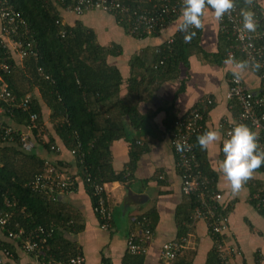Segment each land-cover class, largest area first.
Masks as SVG:
<instances>
[{"label": "crops", "instance_id": "1", "mask_svg": "<svg viewBox=\"0 0 264 264\" xmlns=\"http://www.w3.org/2000/svg\"><path fill=\"white\" fill-rule=\"evenodd\" d=\"M254 4L262 18L258 22L259 27L261 26L259 30L264 33V0H254ZM60 16L65 25L72 26L75 21L80 20L93 29L101 46L109 47L114 44L121 47L122 54L110 56L108 61L121 71L125 81L130 77L129 62L133 56L163 45L179 31L177 20L157 35L137 38L128 33L113 16L101 11L77 16L61 9ZM202 20L200 47L206 53L214 55L221 45V24L211 9L205 12ZM232 71L233 65L204 63L199 55L193 54L189 58V67L182 65L176 76L162 78L156 77L155 73L150 75V79L156 80L147 83L143 92L145 100L138 105L139 115L147 119L146 123L141 129L128 128L127 138L113 142L110 147L116 172L127 169L132 143H135V150L139 151V158L131 179L123 184L107 185L109 206L113 212L109 228H102L89 190L81 181L76 157L57 136L54 125L49 120L50 111L43 109L44 124L55 139L53 146L59 151L51 150L48 154L38 149L37 152L46 163L57 166L62 175L78 177L75 190L60 199L65 212L71 216L69 224L77 223L81 229L75 233L64 232V237L75 244L78 252L84 256L85 264H124L128 255V238L131 234L140 232L137 223L139 217H145L154 232L144 264H166L160 260L161 247L178 239L184 227H187L188 243L180 258L173 264H207L214 242L204 221L193 219L190 226L186 224L190 198L182 192L180 169L169 138L172 125L169 126L168 123L200 106L209 97H214L216 104L208 113L205 125L207 131H217L221 138L205 152L209 170L216 176L217 193L223 196L222 205L228 217L223 237L227 245L234 246L237 250L235 254L228 256V264H264V213L252 205L250 198L252 184L264 187V173L254 171L241 190L233 193L221 168L224 159L222 147L226 139L218 125L223 119H234L226 99ZM241 76L249 91L261 92L262 83L256 72L247 69ZM127 87L124 84L121 98L127 96ZM0 120L21 130L25 128L7 116H1ZM46 138L44 137L45 140ZM0 241L9 246L12 253L9 258L0 251V259L5 264H35L40 261L37 262L34 256L26 253L18 241L7 238L1 229Z\"/></svg>", "mask_w": 264, "mask_h": 264}, {"label": "trees", "instance_id": "2", "mask_svg": "<svg viewBox=\"0 0 264 264\" xmlns=\"http://www.w3.org/2000/svg\"><path fill=\"white\" fill-rule=\"evenodd\" d=\"M67 1L70 4L71 0ZM14 6L28 22L37 56L26 57L22 63H16L5 56L10 65V73L3 75V81L19 100L26 97L30 99L31 111L39 115V120L37 129L33 131L37 140L33 152L26 153L17 144H5L0 140V213L9 214L5 231L24 229L28 233L38 227L51 231L55 226L51 239L45 245L49 250L42 252L39 259L42 263L61 264L78 253L75 244L65 239L64 232L75 233L81 229L77 223L69 224L71 216L65 212L61 199L56 202L47 201L29 188L34 177L46 167V161L41 158L38 149L49 154L55 143L44 124L43 109L50 111L49 120L65 147L75 152L81 179L88 175L101 185L123 184L131 179L136 169L139 151L135 150V143H132L134 149L131 148L127 169L116 172L110 147L113 142L127 138L128 128L141 129L146 123L147 119L139 115L138 105L145 100L143 92L147 83L156 80L150 79V75L155 73L156 77L162 78L176 76L182 65L189 67V58L193 54L199 55L204 63L216 66H222L230 54H234V61L241 59L244 62V59L237 50L231 48L233 41L230 33L222 29L221 45L214 55L201 49V29H193L196 34L188 43L184 41V34L178 31L172 38V43L166 42L153 50L147 49L133 56L129 62L130 77L125 81L121 71L108 61L110 56L122 54L121 47L114 44L109 47L101 46L96 32L80 20L75 21L72 26L64 25L59 0H14ZM236 7L239 15L241 8H245L253 11L258 21L262 19L254 0L251 5L245 4L244 0H236ZM115 19L130 33L131 27L127 19H121V16ZM177 20L178 17H173L169 25ZM254 72L258 76L261 74L258 70ZM232 80L233 75L229 77V88ZM124 84L128 85V94L121 98ZM209 99L212 104L206 110V119L216 104L214 97ZM228 102L232 117L237 119L240 114L239 106L236 101ZM14 113L13 120L16 124H29V114L21 111ZM174 121L175 119L170 120L169 126ZM248 127L254 131L249 125ZM43 128L48 136L47 141L40 139ZM205 131L206 125L202 133ZM197 136L193 138L195 150L203 172L212 180L209 189L215 194L218 192L216 176L209 170L206 152L196 143ZM254 171L264 173V165ZM86 187L95 207L96 198L87 184ZM251 189L250 198L256 192H264V187L256 184H252ZM188 197L190 202L186 224L190 226L198 201L196 195ZM251 203L255 207L252 199ZM97 217L99 218L98 215ZM144 218L139 217L137 223L140 224ZM186 233L187 227H184L178 239L186 237ZM16 241L22 245V241ZM4 247L11 252L9 246L4 244ZM144 257L145 254L132 255L128 252L124 264H144ZM208 257L207 264H223L215 247Z\"/></svg>", "mask_w": 264, "mask_h": 264}, {"label": "built area", "instance_id": "3", "mask_svg": "<svg viewBox=\"0 0 264 264\" xmlns=\"http://www.w3.org/2000/svg\"><path fill=\"white\" fill-rule=\"evenodd\" d=\"M67 2V0H59L63 10L77 16L91 11H101L114 18L121 16V19L128 20L131 35L139 37H151L163 31L173 17L180 16L183 6V0H71L70 4ZM219 23L223 31L230 33L233 41L231 48L237 50L249 65L256 63L261 65L258 69L261 74L258 77L262 83V90L259 93H253L245 87L242 76L238 82H234L233 79L232 86L226 93V99L236 101L240 114L237 119H223L218 128L222 131L225 139H228L235 126L249 125L257 135L259 146L264 149V33L259 30V25L255 32L242 31L243 21L237 7ZM31 35L32 31L28 22L15 8L14 0H0V81L2 82L0 86V117L7 116L13 119L15 111L29 114V124L24 126V130L21 131L0 120V140L5 144H17L26 153L33 152L36 147L37 140L33 131L37 129L39 115L31 111L32 107L28 97L19 100L11 92L3 81V75L10 73V65L6 61L7 57L4 58L5 56L10 57L16 63H22L26 57L37 56V51L33 49ZM168 42L172 43V39ZM1 50L4 52L1 53ZM230 56L234 58V54H230ZM248 69L255 71L251 67ZM211 104L212 101L208 98L201 104V107L192 108L185 115L176 119L169 131V138L180 169L182 192L187 196H197L198 205L194 211L193 219L206 223L212 239L215 240L213 241L214 247L220 260L223 264H228V256H232L237 250L234 246L227 245L223 237L228 223L225 207L222 205L223 196L220 193H211L209 188L212 180L203 172L193 142V138L204 130L205 113ZM177 143L188 145L187 150L177 151ZM51 150L59 151L55 146H52ZM72 154L75 155V152L72 151ZM77 180L78 177L64 176L57 166L46 163L44 171L34 177L29 188L45 200L56 202L75 190ZM81 181L87 184L93 197L96 198L94 211L99 216L102 228H109L113 212L109 206L108 186L97 183L88 175ZM251 199L255 202V208L264 212V192L254 193ZM8 220V213H0V229L7 238L22 241L23 250L34 256L38 262L40 254L49 250L45 245L51 239L55 226L51 231H46L42 227L28 233L24 229L15 232L5 231ZM139 231V233L131 234L127 241L128 252L132 255L146 254L154 236L146 219H143L139 224ZM187 239L188 236L180 237L165 243L160 250V260L166 264H173L184 252L188 243ZM0 251L6 257L12 256V253L4 247L1 241ZM0 264H5V262L0 259ZM35 264H51V262L42 263L39 261ZM61 264H85V258L78 252L67 262Z\"/></svg>", "mask_w": 264, "mask_h": 264}, {"label": "clouds", "instance_id": "4", "mask_svg": "<svg viewBox=\"0 0 264 264\" xmlns=\"http://www.w3.org/2000/svg\"><path fill=\"white\" fill-rule=\"evenodd\" d=\"M251 5L252 0H244ZM236 0H183L181 14L178 17V30L184 34L185 43L190 42L195 36L193 29L203 27V16L208 9L214 11L217 21H222L226 15L235 10ZM242 31L255 32L258 21L253 11L241 8ZM226 65H233V79L238 82L241 74L249 67L258 70L261 65H249L247 61H234L231 56L225 59ZM220 133L208 130L196 137V143L202 151H207L209 146L220 140ZM188 145L177 143V151L187 150ZM222 152L224 159L221 164L222 172L230 183L233 193L241 190L243 185L252 177L254 170L264 165V149L258 143L256 133L247 125L235 126L228 139L223 142Z\"/></svg>", "mask_w": 264, "mask_h": 264}, {"label": "rangeland", "instance_id": "5", "mask_svg": "<svg viewBox=\"0 0 264 264\" xmlns=\"http://www.w3.org/2000/svg\"><path fill=\"white\" fill-rule=\"evenodd\" d=\"M43 136L46 138L47 137V134H46V131H45V129L43 128ZM43 136H41V138L40 139H43L44 141H47V140H45L44 139V137ZM47 139V138H46Z\"/></svg>", "mask_w": 264, "mask_h": 264}]
</instances>
